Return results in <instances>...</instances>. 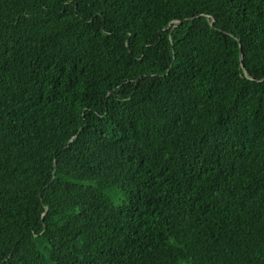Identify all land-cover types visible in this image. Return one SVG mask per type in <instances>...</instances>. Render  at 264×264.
Returning a JSON list of instances; mask_svg holds the SVG:
<instances>
[{"label": "trees", "instance_id": "1", "mask_svg": "<svg viewBox=\"0 0 264 264\" xmlns=\"http://www.w3.org/2000/svg\"><path fill=\"white\" fill-rule=\"evenodd\" d=\"M0 264H264V0H0Z\"/></svg>", "mask_w": 264, "mask_h": 264}, {"label": "water", "instance_id": "2", "mask_svg": "<svg viewBox=\"0 0 264 264\" xmlns=\"http://www.w3.org/2000/svg\"><path fill=\"white\" fill-rule=\"evenodd\" d=\"M242 57V55H240V58Z\"/></svg>", "mask_w": 264, "mask_h": 264}]
</instances>
